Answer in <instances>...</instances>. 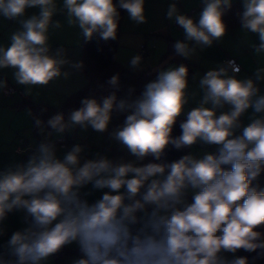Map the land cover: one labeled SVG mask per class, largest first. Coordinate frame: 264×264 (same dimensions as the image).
<instances>
[{"label": "clouds", "instance_id": "clouds-1", "mask_svg": "<svg viewBox=\"0 0 264 264\" xmlns=\"http://www.w3.org/2000/svg\"><path fill=\"white\" fill-rule=\"evenodd\" d=\"M202 4L198 22L181 14L175 2L169 4L166 18L184 32V40L173 44L175 55L191 59L227 34L223 16L232 0ZM242 6L241 30L258 35L259 43L250 47L262 65L264 0H242ZM30 8L38 12L25 18ZM119 9L136 25L147 23L145 0H0V16L20 24L9 36L10 44L0 45V69L13 70L25 95H32L33 87L70 80L84 63L69 59L63 46L51 52L50 29L63 27L54 16L63 13L85 42L94 34L107 42L117 39ZM143 62L135 54L128 65L140 71ZM240 72L229 60L199 78L202 98L187 112L177 137L172 136L177 118L196 96L189 92L184 64L160 70L135 99L130 98L134 88L128 89L129 98L117 99L120 76L113 75L106 83L114 91L99 100L83 98L67 120L63 113L53 115L46 122L52 131L35 118L44 139L34 150L31 145L19 150L30 152L26 161L0 168V237L7 235L10 213L22 212L25 225L0 243V264H44L73 244L80 255L72 264H250L247 257L235 256L241 249L260 250L253 262L264 258V233L257 230L264 226V188L253 185L264 172V66L250 77L239 78ZM7 87V80L0 79V92ZM226 105L228 110L217 115ZM249 109L250 122L243 125L241 117ZM113 112L129 114L110 139L136 161L114 162L99 152L88 158L87 146L79 143L57 155L53 133L77 126L107 132ZM197 143L216 145L218 152L200 158L189 153L171 163H137L149 156L161 160L169 145L179 150ZM88 185L102 191L91 203V191H83ZM190 189L195 190L191 201Z\"/></svg>", "mask_w": 264, "mask_h": 264}, {"label": "crops", "instance_id": "crops-1", "mask_svg": "<svg viewBox=\"0 0 264 264\" xmlns=\"http://www.w3.org/2000/svg\"><path fill=\"white\" fill-rule=\"evenodd\" d=\"M173 2H175V0H145V15L147 23L140 25H136L130 21L127 12L124 10L119 22V45L115 53V59L119 64L137 74L151 73V70L167 55L175 54L173 44L176 40H184V32L182 28L176 29L168 24L169 20L166 18V12L169 4ZM232 2H237L243 9L242 0H232ZM59 3H62V0H58V4ZM176 4L181 14H185L198 22L199 14L203 8L202 0H176ZM191 10H193V12H191ZM37 12L38 9L30 8L27 10L25 18L30 17ZM54 20H60L63 27L55 30L50 29L51 52L54 53L57 48L63 46L66 50L67 57L72 61H78L82 41V35H80L79 28L69 27L65 21L63 13L54 16ZM19 29L20 24L17 21L9 20L0 16V35L8 33L10 36L12 32ZM8 43L10 44V41H8ZM258 43L259 39L257 34L251 32L245 33L241 30V25H239L231 31H227V34L222 41L214 42L212 47L206 48L203 51H199L198 49L197 55L193 56L191 59L184 58L187 63L193 66V70L188 76L189 92L190 94L195 92L196 96L190 98V101L185 106L184 113L181 116L185 115L192 108L197 107L199 100L202 98V93L199 89V78L209 69L215 68L218 64L222 63L225 57H233L239 63L241 67L239 78H244L245 76L250 77L257 67L264 66V58H261L262 65L258 64L257 57L253 55V49L250 47L251 44ZM141 45L145 46L146 53L142 70L137 71L129 67L128 61L133 55L137 54ZM180 57L181 56H179V58ZM168 64L165 65L166 68L173 66ZM177 64L178 65L176 66H179V62ZM165 66L163 68H165ZM157 74L158 72L156 75ZM194 76L196 77L195 79H193ZM0 79H6L8 86H12L17 90L22 91L25 99H27V103L33 104V106L36 102L53 105L52 101L55 102L59 100L61 105L67 96L85 85L84 78L78 74L73 75V77L67 81L63 79L54 81L52 85L50 84L46 87V90H43L44 88L41 87L43 88V92L41 93H38L39 87H33L32 95H25V86L18 85L15 82L12 69H0ZM260 87L261 93L264 94V83H262ZM49 91H51L54 96L50 95L49 97ZM22 101L23 99L18 94H15L14 96H6L3 92H0V168L13 161H26L30 152L21 154L19 150L27 149L30 145L34 150L35 146L44 139V136L39 134V131L36 128H33V115H30V117L24 109L20 110L16 108L17 104ZM227 110L228 106L226 105L224 109L217 110V115H219L221 111ZM34 114L35 118H40L39 114ZM251 115L252 110L249 109L248 112L241 117L243 125H247L250 122L249 117ZM48 117L50 118V116ZM30 129L32 130L30 131ZM46 130L51 129L46 126ZM240 131H242V129L238 130L237 134H239ZM29 132H32L33 137L30 138ZM94 133L95 131L92 132V139L86 136L87 139H90L89 141H85V139L83 140L82 138L80 143L77 142L81 145L87 146L86 156L88 158H92L96 152H99L107 155V157L114 162L120 161L121 159L125 162L136 161V158L129 154L126 149H123L116 141L109 139L106 142L107 134L97 132V136H95ZM58 137H74L77 141L81 140L80 138L78 139L77 136H67V134L56 136L55 139ZM56 147L57 155L59 157H62L68 150L60 148L59 145ZM217 151L218 146L216 145L197 143L189 149L188 154L192 153L200 158L205 153H213ZM137 163L141 165L140 161ZM83 191H91L92 194L87 197L90 203L100 198L102 195V191L93 190L91 185L86 186ZM103 191L107 190L105 189ZM194 191L195 190H189V201H191V196ZM22 216V212H13L9 214L8 219L5 221V226L8 230L7 235L0 237V243L6 241L12 232L25 226L22 223ZM65 248L75 250L76 252L62 255L58 264L60 261L65 260L64 257L66 256L78 257L80 255L75 244ZM224 255L229 260L233 258V254L231 253H224ZM235 256H237V253H235ZM52 261L55 264L53 256H51L48 261L44 262V264H51Z\"/></svg>", "mask_w": 264, "mask_h": 264}, {"label": "trees", "instance_id": "trees-1", "mask_svg": "<svg viewBox=\"0 0 264 264\" xmlns=\"http://www.w3.org/2000/svg\"><path fill=\"white\" fill-rule=\"evenodd\" d=\"M114 3H118V0H114ZM120 15L122 16L124 10L119 9ZM243 9L237 2H232V7L228 10L223 16V20L227 25V31H231L240 25L238 13H242ZM119 28L116 40H109L105 42L100 39L98 34H94L93 39L91 41L85 42L83 36L80 45V57L78 61H83L84 69L81 73H79L85 80V85L79 90L73 92L69 96H67L61 106L58 109H55L52 112L68 114L73 109H78L80 105V101L86 97H94L99 100L103 96L109 95L112 91H114L110 86L107 85V80H109L113 75L119 74L120 76V89L116 92L117 99H125L128 97V89L134 88L131 99H135L139 97L143 91L144 85L152 80L156 79V74L153 75L151 73H141L137 74L132 70H129L119 64L115 59V53L119 45ZM179 65L184 64L188 67L189 75L193 70V66L187 63L183 57H180ZM239 64V63H238ZM103 84L104 88L101 89L99 85ZM25 106H30L27 103V100L24 101ZM33 106V105H31ZM35 110L40 111V119L46 122L49 119L48 116H53L50 112L47 114L45 111L41 110L40 105H34ZM34 111V110H33ZM42 112V113H41ZM36 113V112H35ZM129 113H117L113 112L112 120H111V129L114 130L118 126H122L126 116ZM33 121L35 120L34 115ZM185 121V117L180 116L177 118L176 124L173 127L172 136L177 137L182 134V130L180 128V124ZM57 144V143H56ZM190 148L183 149H175L173 146L169 145L166 150L164 156L161 160H154L153 157H146L143 161H140L141 165L147 164L150 162L154 163H171L180 159L182 156L187 155ZM218 152V151H217ZM217 152H213L211 154H216ZM228 167V166H225ZM259 185L260 188H264V172L257 178L256 181H253V185ZM264 233L261 227L257 229ZM260 250L256 252H247L243 249L237 252V256L239 257H247L249 259L250 264H264V258H258L253 262V257H257V254ZM76 252L75 250H71L68 248H63L58 254L53 255L55 260V264H58L60 258L64 254H72Z\"/></svg>", "mask_w": 264, "mask_h": 264}, {"label": "rangeland", "instance_id": "rangeland-1", "mask_svg": "<svg viewBox=\"0 0 264 264\" xmlns=\"http://www.w3.org/2000/svg\"><path fill=\"white\" fill-rule=\"evenodd\" d=\"M8 41H10L9 40V34L8 33H3V34H1L0 35V45H4V46H7V45H9V43H8ZM178 63V60H172L168 65H173V66H176V65H178L177 64ZM168 65H167V67H168ZM162 69H166V66H165V68H162ZM161 69V70H162ZM52 85V84H51ZM44 88V89H43ZM43 88H41V87H39V90H38V93L40 92H43V90H46V87H43ZM50 88H51V86H50ZM43 89V90H42ZM49 94H48V96L50 97V95H52V92L51 91H49L48 92ZM52 96H54V95H52ZM36 104H39L40 105V108H41V110H43V111H45V113L47 114L48 112H50L52 115H55V112H52V111H54L55 109H58L61 105H60V100L59 101H55V102H53L52 101V104L53 105H46V104H43V103H35L34 105H36ZM31 105H33V104H30V106H28L26 109H24L25 111H26V113L28 114V112H29V110H31V113H32V115H34V117H35V112L37 113V114H40V111L39 110H35V107L36 106H31ZM37 108V107H36ZM34 110V111H33ZM42 113V112H41ZM58 113H60V112H58ZM57 114V113H56ZM30 116V115H29ZM64 116H65V120H67V118H68V114H64ZM31 117V116H30ZM52 116H50V118H51ZM34 122V121H33ZM33 128H35L34 126H33ZM32 129H30V131H31ZM48 131H52V130H46V132H48ZM113 130L111 129V122H110V124H109V128H108V131L107 132H104L105 134H107V139H106V142L110 139V136H109V134L112 132ZM92 132H94V130H92L90 127L87 129V130H82L79 126H77L76 128H74L73 130H71V131H66L64 134H62V135H65V134H67V136H72V135H74V136H77L78 137V139L80 138L81 140L80 141H77V142H81L82 141V138H83V140L85 139V141H89L90 139H87L86 138V136L87 137H89V138H91L92 139ZM110 132V133H109ZM96 133L97 132H95L94 133V135L95 136H97L96 135ZM104 133H102V134H104ZM29 135H30V138L31 137H33V135H32V132H29ZM56 136H59V135H57V134H55V133H53V135H52V137H50V139L51 140H53V141H55V137ZM32 140V139H31ZM58 144H56V146H57ZM60 147V146H59ZM262 227V229H264V226H261ZM74 258H77L76 256H66V257H64V259L65 260H62V261H60V263L59 264H72V261H73V259ZM51 264H54V262L52 261L51 262Z\"/></svg>", "mask_w": 264, "mask_h": 264}, {"label": "built area", "instance_id": "built-area-1", "mask_svg": "<svg viewBox=\"0 0 264 264\" xmlns=\"http://www.w3.org/2000/svg\"><path fill=\"white\" fill-rule=\"evenodd\" d=\"M175 3H176V0H175ZM191 12H193V10H191ZM168 24L175 27L176 29L181 28L179 25H177L175 23L174 20H172V21L169 20ZM145 53H146L145 46L141 45L139 50L137 51V54H140L144 58ZM229 60H234L235 63L240 67V65L238 64L236 59L233 57H225L222 62H227ZM240 69H241V67H240ZM3 93L6 96H14L15 94H18L23 99V101L20 102L19 104H17L16 108L20 109V110H23L26 108L24 101H26L27 99H25V96L23 95L22 91H19L12 86H8L7 89L5 91H3ZM184 117L186 120L187 113L184 115ZM55 143H57L60 146V148H62V149H70L74 144H77V140L74 137H58L55 139Z\"/></svg>", "mask_w": 264, "mask_h": 264}, {"label": "water", "instance_id": "water-1", "mask_svg": "<svg viewBox=\"0 0 264 264\" xmlns=\"http://www.w3.org/2000/svg\"><path fill=\"white\" fill-rule=\"evenodd\" d=\"M172 60H179V56L175 54L167 55L156 67L151 70V74L155 75L159 70H161L166 64Z\"/></svg>", "mask_w": 264, "mask_h": 264}]
</instances>
